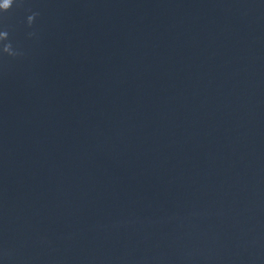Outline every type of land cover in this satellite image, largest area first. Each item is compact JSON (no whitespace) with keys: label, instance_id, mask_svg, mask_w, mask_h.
Instances as JSON below:
<instances>
[{"label":"water","instance_id":"1","mask_svg":"<svg viewBox=\"0 0 264 264\" xmlns=\"http://www.w3.org/2000/svg\"><path fill=\"white\" fill-rule=\"evenodd\" d=\"M0 264H264V0H0Z\"/></svg>","mask_w":264,"mask_h":264},{"label":"snow or ice","instance_id":"2","mask_svg":"<svg viewBox=\"0 0 264 264\" xmlns=\"http://www.w3.org/2000/svg\"><path fill=\"white\" fill-rule=\"evenodd\" d=\"M11 2L7 3L6 6L2 7V8H8L10 6Z\"/></svg>","mask_w":264,"mask_h":264}]
</instances>
